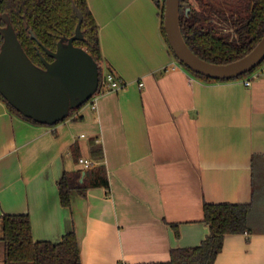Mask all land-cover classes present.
<instances>
[{
  "label": "crops",
  "instance_id": "obj_1",
  "mask_svg": "<svg viewBox=\"0 0 264 264\" xmlns=\"http://www.w3.org/2000/svg\"><path fill=\"white\" fill-rule=\"evenodd\" d=\"M87 3L102 66L125 87L54 125L0 99V264L3 214H28L37 241L74 230L81 264H160L208 234L205 202L252 203L250 231L225 234L213 264H264V74L249 85L202 80L170 52L155 0ZM92 140L109 188L73 190L63 205L57 181L92 159Z\"/></svg>",
  "mask_w": 264,
  "mask_h": 264
},
{
  "label": "trees",
  "instance_id": "obj_2",
  "mask_svg": "<svg viewBox=\"0 0 264 264\" xmlns=\"http://www.w3.org/2000/svg\"><path fill=\"white\" fill-rule=\"evenodd\" d=\"M160 8V30L170 52L177 59L166 39L163 28L164 0H155ZM182 2H187L185 6ZM76 5L82 13V39L75 45L84 47L98 62L100 79L103 70V55L99 39V26L87 0H1L0 13H7L22 47L32 61L44 66L41 56L52 61L47 50L54 51L62 36L73 35L77 23ZM188 7V9H187ZM179 22L182 35L199 57L215 63H226L248 53L264 33V0H234L225 8L214 0H180ZM4 25V20H1ZM34 37H31V32ZM2 37L0 36V44ZM180 62V61H179ZM264 62V60L262 61ZM261 62V63H262ZM182 66L191 74L205 81H218ZM249 72L240 75L245 77ZM116 77H118L116 75ZM237 77V78H239ZM119 78V77H118ZM100 79L97 94L100 93ZM9 110L22 118L42 124L22 115L0 94ZM82 106V105H81ZM80 108L73 109L69 116ZM94 162L88 169L64 171L57 181L61 203L70 204L73 190L84 194L89 187L109 188L107 170L103 162L100 144L91 141ZM256 188L254 184L253 193ZM252 203H208L203 205V220L209 226L204 239L194 246L175 247L170 250V259L160 264H213L222 249L228 233L250 231L248 214ZM6 264H81L78 240L74 230L66 232L59 242L34 240L28 214H3L2 235Z\"/></svg>",
  "mask_w": 264,
  "mask_h": 264
},
{
  "label": "water",
  "instance_id": "obj_3",
  "mask_svg": "<svg viewBox=\"0 0 264 264\" xmlns=\"http://www.w3.org/2000/svg\"><path fill=\"white\" fill-rule=\"evenodd\" d=\"M73 8L77 14L73 35L62 36L56 50H47L52 61L41 56L43 67L22 47L8 14L0 13V94L22 115L42 124L54 125L65 119L98 90V62L84 47L74 44L83 34L82 13L75 4ZM179 9L180 0H164L163 28L178 61L192 71L215 79H233L264 60V33L248 53L235 60L215 63L199 57L182 35ZM30 35L34 37L32 32Z\"/></svg>",
  "mask_w": 264,
  "mask_h": 264
},
{
  "label": "built area",
  "instance_id": "obj_4",
  "mask_svg": "<svg viewBox=\"0 0 264 264\" xmlns=\"http://www.w3.org/2000/svg\"><path fill=\"white\" fill-rule=\"evenodd\" d=\"M262 74H264V62L258 64L249 71V74L243 79V84L249 85L253 78L258 77ZM123 87H125V83L120 77H116V75L112 71L103 70L100 79V93L109 90L121 89ZM96 95L97 93L89 99H92V107H95L96 105ZM78 163L82 166L83 169H88L94 164L92 159L86 157H79Z\"/></svg>",
  "mask_w": 264,
  "mask_h": 264
},
{
  "label": "rangeland",
  "instance_id": "obj_5",
  "mask_svg": "<svg viewBox=\"0 0 264 264\" xmlns=\"http://www.w3.org/2000/svg\"><path fill=\"white\" fill-rule=\"evenodd\" d=\"M214 1L225 8H229L230 3L233 2L234 0H214Z\"/></svg>",
  "mask_w": 264,
  "mask_h": 264
},
{
  "label": "flooded vegetation",
  "instance_id": "obj_6",
  "mask_svg": "<svg viewBox=\"0 0 264 264\" xmlns=\"http://www.w3.org/2000/svg\"><path fill=\"white\" fill-rule=\"evenodd\" d=\"M182 4H184L185 6H187V5H188V3H187V2H184V3L182 2ZM187 9H188V7H187Z\"/></svg>",
  "mask_w": 264,
  "mask_h": 264
},
{
  "label": "bare ground",
  "instance_id": "obj_7",
  "mask_svg": "<svg viewBox=\"0 0 264 264\" xmlns=\"http://www.w3.org/2000/svg\"><path fill=\"white\" fill-rule=\"evenodd\" d=\"M248 72H249V71H248ZM248 72H247V73H248Z\"/></svg>",
  "mask_w": 264,
  "mask_h": 264
}]
</instances>
